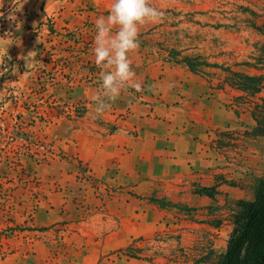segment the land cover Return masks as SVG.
Returning <instances> with one entry per match:
<instances>
[{"label": "rangeland", "instance_id": "1", "mask_svg": "<svg viewBox=\"0 0 264 264\" xmlns=\"http://www.w3.org/2000/svg\"><path fill=\"white\" fill-rule=\"evenodd\" d=\"M112 2L0 0V22L13 20L8 35L0 25V39H10L8 47L0 44V57L15 50L20 66L0 154V264L135 260L124 252L128 247L140 250L148 264H193L175 261L174 255L179 249L188 254L198 244L211 243L216 253L227 247L230 218L217 228L208 226L219 213L227 214L219 210L220 198V205L194 208L178 199L179 188L189 189L188 183L155 180L129 187L126 179H139L124 166L131 157L141 165L126 154L138 135L134 118H166L164 97L173 84L186 82V74L214 88L224 80L217 67L192 73L181 62L184 57L264 73L241 65L258 59L264 64V0H151L162 18L140 28L139 48L130 57L144 90L122 92L110 111L97 117L94 24ZM32 51L35 61L26 58ZM224 91L231 102L238 95ZM241 121L248 126L244 117ZM226 137L229 150L244 154L243 169L254 161L252 155L263 162L264 142ZM252 148L257 152L250 156Z\"/></svg>", "mask_w": 264, "mask_h": 264}, {"label": "crops", "instance_id": "2", "mask_svg": "<svg viewBox=\"0 0 264 264\" xmlns=\"http://www.w3.org/2000/svg\"><path fill=\"white\" fill-rule=\"evenodd\" d=\"M12 22L11 19L1 20L0 23L5 24V35L9 34ZM4 38L10 41L9 37ZM8 45L3 44V47ZM11 51L17 56L15 50ZM186 76V82L173 84L174 88L169 89L170 92L164 97L169 103L166 107L169 112L166 118H134L138 135L135 140L130 141L126 154L127 157L135 155L141 165L130 161L131 157V163L124 168L130 175L135 172L140 181L132 182L130 177L123 184L131 187L140 183L143 186L155 180L163 183H188L189 189L185 186L183 190L182 187L179 188L182 193L178 199L194 208L211 206L213 203L220 205L217 198L224 203L220 205V211L228 203L252 201L260 180L264 178V160L262 162L260 157L252 155L254 161H250L247 169H243L244 162L240 159L244 154L238 153V148L229 150L232 146H227L225 140H230L227 135L236 134L264 142V137L247 134L253 130L255 122L246 105L235 101L242 93L228 86L220 88L223 80L221 85L214 88L211 83L191 81L189 74ZM226 88L238 93L232 102L224 97ZM134 117H137L136 110ZM243 117L248 121V126L247 123H242ZM251 150L257 152L252 148L246 153L249 155ZM185 179L187 181H183ZM212 187L215 188L213 197L201 196L195 191L196 188ZM218 215L220 224L215 226L213 223L217 220L213 219L208 226L217 228L222 225L227 214L221 212ZM133 259L135 260L118 259L110 264H148L142 255ZM97 262L83 264H102Z\"/></svg>", "mask_w": 264, "mask_h": 264}, {"label": "trees", "instance_id": "3", "mask_svg": "<svg viewBox=\"0 0 264 264\" xmlns=\"http://www.w3.org/2000/svg\"><path fill=\"white\" fill-rule=\"evenodd\" d=\"M259 60L262 61L261 59L257 61ZM181 62L196 74H203V67L221 68L226 76L220 88L228 86L239 91L242 95L236 97L235 101L250 108L255 125L253 130L247 134L264 137V95H262L264 93V73L251 74L215 63L198 61L196 58L184 57ZM259 62L256 64L244 62L241 65L261 71L264 64ZM196 192L211 197L215 194V188H201ZM224 208L227 209V216L233 223V230L226 249L222 253H215L211 243L198 244L193 248H188V254H185V249H179L180 254L174 255L175 261L185 258L184 263L192 261L193 264H264V178L260 180L252 201L228 203ZM214 224L218 226L220 221L217 220ZM124 252L132 258L141 256L140 250H133L129 247Z\"/></svg>", "mask_w": 264, "mask_h": 264}, {"label": "clouds", "instance_id": "4", "mask_svg": "<svg viewBox=\"0 0 264 264\" xmlns=\"http://www.w3.org/2000/svg\"><path fill=\"white\" fill-rule=\"evenodd\" d=\"M163 13L152 6L151 0H113L107 15L95 20L94 63L100 70L99 88L92 96L97 117L110 111L122 92L129 89L139 93L143 85L132 68L131 55L139 48L140 28L157 23ZM9 43L0 39V44ZM8 49L6 48L5 51ZM37 53L26 58L35 61Z\"/></svg>", "mask_w": 264, "mask_h": 264}, {"label": "built area", "instance_id": "5", "mask_svg": "<svg viewBox=\"0 0 264 264\" xmlns=\"http://www.w3.org/2000/svg\"><path fill=\"white\" fill-rule=\"evenodd\" d=\"M1 24V23H0ZM0 154L4 150L7 138V123L5 115L13 102L16 90L15 82L19 80L20 66L12 53L0 57ZM17 84V83H16Z\"/></svg>", "mask_w": 264, "mask_h": 264}]
</instances>
